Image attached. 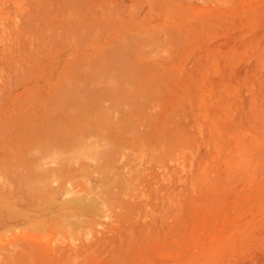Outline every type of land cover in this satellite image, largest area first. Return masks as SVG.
<instances>
[{"label":"rangeland","instance_id":"obj_1","mask_svg":"<svg viewBox=\"0 0 264 264\" xmlns=\"http://www.w3.org/2000/svg\"><path fill=\"white\" fill-rule=\"evenodd\" d=\"M0 264H264V0H0Z\"/></svg>","mask_w":264,"mask_h":264}]
</instances>
